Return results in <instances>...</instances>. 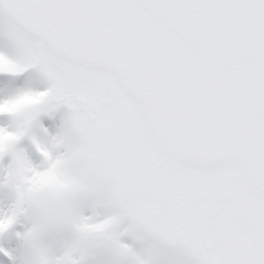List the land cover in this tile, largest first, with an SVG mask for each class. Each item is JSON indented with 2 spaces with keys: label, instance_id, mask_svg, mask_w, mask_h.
<instances>
[{
  "label": "snow or ice",
  "instance_id": "6c2138e0",
  "mask_svg": "<svg viewBox=\"0 0 264 264\" xmlns=\"http://www.w3.org/2000/svg\"><path fill=\"white\" fill-rule=\"evenodd\" d=\"M0 264H264V0H0Z\"/></svg>",
  "mask_w": 264,
  "mask_h": 264
}]
</instances>
